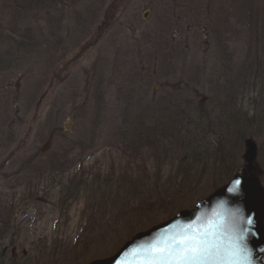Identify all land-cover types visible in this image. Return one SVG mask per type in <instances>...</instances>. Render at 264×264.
<instances>
[{
  "label": "rangeland",
  "instance_id": "1",
  "mask_svg": "<svg viewBox=\"0 0 264 264\" xmlns=\"http://www.w3.org/2000/svg\"><path fill=\"white\" fill-rule=\"evenodd\" d=\"M263 73L264 0H0L1 264H90L264 188Z\"/></svg>",
  "mask_w": 264,
  "mask_h": 264
},
{
  "label": "water",
  "instance_id": "2",
  "mask_svg": "<svg viewBox=\"0 0 264 264\" xmlns=\"http://www.w3.org/2000/svg\"><path fill=\"white\" fill-rule=\"evenodd\" d=\"M247 146L253 158L255 147L251 141ZM192 225L198 238L220 251L213 259L190 264H264V188L258 179L244 176H236L193 211L181 212L166 223L138 233L114 256L90 264H175L140 250Z\"/></svg>",
  "mask_w": 264,
  "mask_h": 264
},
{
  "label": "snow or ice",
  "instance_id": "3",
  "mask_svg": "<svg viewBox=\"0 0 264 264\" xmlns=\"http://www.w3.org/2000/svg\"><path fill=\"white\" fill-rule=\"evenodd\" d=\"M194 229L195 225L189 226L188 229H182L181 233L166 236L140 251L152 253L154 259L175 261V264H190L192 261L206 259L209 254L218 255L220 249L216 247L213 250L215 246L198 238Z\"/></svg>",
  "mask_w": 264,
  "mask_h": 264
},
{
  "label": "trees",
  "instance_id": "4",
  "mask_svg": "<svg viewBox=\"0 0 264 264\" xmlns=\"http://www.w3.org/2000/svg\"><path fill=\"white\" fill-rule=\"evenodd\" d=\"M260 16L261 15H258V17L259 18H252V21L250 22L251 24H252V27H254L255 25L256 26H258V23H259V20H261V18H260ZM250 24V25H251ZM254 30V29H253ZM255 31H258L257 30V27H256V30ZM259 34V33H258ZM229 61V60H228ZM230 62H232V60H230ZM244 66H245V63H244ZM246 68V67H245ZM248 68H249V70H251V75L252 74H257V75H259V76H262L261 75V71H260V69L261 70H263V68H259V66H251V65H248ZM248 70V71H249ZM264 74V73H263ZM242 77H243V79H245V78H247V77H249L248 79L250 80V75H248V74H246V76H245V74H240ZM245 76V77H244ZM240 79V78H239ZM237 80L236 79V82H234V84H240V80ZM231 87H232V85H231ZM228 92H230V91H228ZM264 95V94H263ZM228 98V97H227ZM231 99V97H229V99L228 100H230ZM263 99H264V96H263ZM260 114H262V115H264V108H263V111H262V113H260ZM231 121H233V123L237 126V125H242L243 126V124L242 123H240L238 120H237V118H235L234 117V119H231ZM250 122L251 123H253V120L251 119L250 120ZM177 141H180V145H181V147H178L179 149H182V151L184 152V157H183V163H182V170H185V173H186V175H188V173H189V168H190V165H192V157H194L193 155H195V157L197 156V154L199 153V148H203V145L201 144L200 146H198V148L197 149H192V138H190L189 137V135H187V137H186V139H182V138H179V135H177V139H176V137L175 138H173L172 139V141H171V144H172V146H173V144L174 143H176L177 144ZM192 149V150H191ZM198 157V156H197ZM186 182V181H185ZM181 187V189L184 187V185L183 186H180ZM184 189V188H183ZM173 194H175V195H177V191L175 192H172ZM174 195V196H175ZM172 199H169V201L171 202V203H174V199H173V197H171ZM3 236H0V241H1V238H2ZM2 258V259H1ZM2 261H4V258L3 257H0V264H1V262Z\"/></svg>",
  "mask_w": 264,
  "mask_h": 264
},
{
  "label": "clouds",
  "instance_id": "5",
  "mask_svg": "<svg viewBox=\"0 0 264 264\" xmlns=\"http://www.w3.org/2000/svg\"><path fill=\"white\" fill-rule=\"evenodd\" d=\"M241 199H242V197H241ZM215 257H216L215 254H209V255L206 257V259H213V258H215Z\"/></svg>",
  "mask_w": 264,
  "mask_h": 264
}]
</instances>
